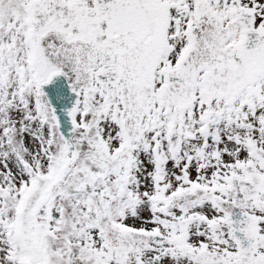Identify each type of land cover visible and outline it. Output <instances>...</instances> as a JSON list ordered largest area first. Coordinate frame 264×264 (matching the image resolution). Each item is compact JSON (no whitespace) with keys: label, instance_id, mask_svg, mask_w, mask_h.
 I'll return each mask as SVG.
<instances>
[{"label":"snow or ice","instance_id":"obj_1","mask_svg":"<svg viewBox=\"0 0 264 264\" xmlns=\"http://www.w3.org/2000/svg\"><path fill=\"white\" fill-rule=\"evenodd\" d=\"M0 264H264V0H0Z\"/></svg>","mask_w":264,"mask_h":264}]
</instances>
